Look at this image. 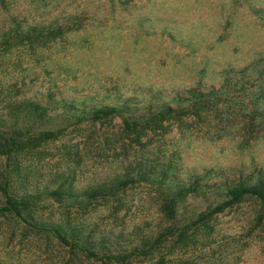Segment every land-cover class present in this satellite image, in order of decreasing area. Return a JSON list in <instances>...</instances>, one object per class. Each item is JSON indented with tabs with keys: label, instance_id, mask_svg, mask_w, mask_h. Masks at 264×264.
<instances>
[{
	"label": "rangeland",
	"instance_id": "374dc122",
	"mask_svg": "<svg viewBox=\"0 0 264 264\" xmlns=\"http://www.w3.org/2000/svg\"><path fill=\"white\" fill-rule=\"evenodd\" d=\"M30 28L53 34L29 41L23 34ZM244 69L264 73V0H0V115L23 101L46 104L53 117L64 108L74 114L73 104L81 111L94 102H166L197 88L228 91L234 118L219 125L223 116L207 110L202 121L172 118L137 133L122 131L120 117L56 119L52 126L64 128L63 135L26 157L17 186L25 192L67 182L80 191L111 184L138 160L170 166L181 181L207 174L206 181L217 182L264 169V129L244 117L248 111L237 101L244 95L235 77ZM159 185L137 181L120 192L118 204L98 200L68 209L49 201L40 213L52 220L68 216L93 231L95 240L122 235L114 249L120 251L166 226ZM202 206L189 198L188 208ZM161 255L169 264H264V205L244 198L186 244L174 237L152 256L130 260L154 264ZM0 264L103 261L67 255L54 241L1 218Z\"/></svg>",
	"mask_w": 264,
	"mask_h": 264
},
{
	"label": "trees",
	"instance_id": "16d2710c",
	"mask_svg": "<svg viewBox=\"0 0 264 264\" xmlns=\"http://www.w3.org/2000/svg\"><path fill=\"white\" fill-rule=\"evenodd\" d=\"M52 34L53 31L45 33L43 30L30 28L23 35H26L24 38L30 41L31 38L45 39ZM16 37L22 38L20 35ZM239 75L235 77L238 81L234 84L242 86L239 89L244 97H238L237 101L248 111L244 117L264 129L263 69H253L249 74L247 69H244ZM231 79L229 76L225 78V88L230 86ZM248 84L251 87L245 89L243 85ZM229 97L228 91L204 93L194 88L176 94L166 102L161 99L156 102L135 103V105L132 104V100L94 102L88 109L82 108L81 111H78L73 104V108L70 109H75L74 114H71L68 108H64V112L53 117L49 115V106L46 104L31 101L11 104L8 107L9 115H0V159L5 161L4 165L0 166V219L12 220L26 233L54 241L72 257L82 256L101 260L103 264L107 262L132 264L131 257L152 256L158 252L162 244L174 237L178 243L186 244L197 232L209 228V222L214 215L244 198L256 199L264 205L263 168H254L247 173L222 178L223 180L217 182L206 181L207 174L181 181L175 178L170 166L161 167L154 161L138 160L132 161L136 162L133 167L111 184L101 183L80 191L75 190L71 185L66 186L67 182L57 188L44 187L42 190L29 188L25 192L17 186L21 164L27 159L26 157L42 145L56 141L63 135L64 128L53 127V120L102 122L120 117L122 131L137 133V130L144 131L155 125L160 126L162 121L172 118L182 119L191 116L202 121L203 113L211 110V113L216 111L223 116L218 118L219 125H227L226 123L234 119L228 112L232 100ZM211 113L205 118L204 123L211 117ZM208 122L210 123L211 119ZM137 181L148 184H153L155 181L163 183L159 185L157 193L162 220L165 221L166 226L154 235L143 236L140 242L127 249L114 250L122 235L117 236L113 242L110 237L103 236L95 240L93 231L81 223L71 221L68 216L62 215L52 220L45 219L40 213L41 204L49 201L68 209L82 208L98 200H113L118 204L121 201L120 192ZM189 198L204 204L203 209L188 208ZM169 263L168 260L165 262V258L161 255L154 264Z\"/></svg>",
	"mask_w": 264,
	"mask_h": 264
}]
</instances>
